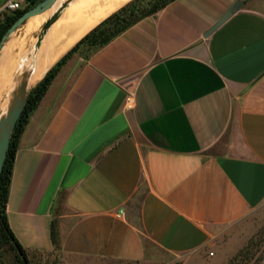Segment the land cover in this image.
<instances>
[{"label": "crops", "instance_id": "crops-1", "mask_svg": "<svg viewBox=\"0 0 264 264\" xmlns=\"http://www.w3.org/2000/svg\"><path fill=\"white\" fill-rule=\"evenodd\" d=\"M242 1L208 36L236 0H173L69 58L15 157L7 214L28 253L55 248L56 222L72 256H189L264 204V0ZM49 32L0 71L39 82L58 60L43 73Z\"/></svg>", "mask_w": 264, "mask_h": 264}, {"label": "rangeland", "instance_id": "rangeland-1", "mask_svg": "<svg viewBox=\"0 0 264 264\" xmlns=\"http://www.w3.org/2000/svg\"><path fill=\"white\" fill-rule=\"evenodd\" d=\"M73 1L78 0H59L56 4L57 6L55 9H51L50 11L45 13V15L40 17V22L33 30H27L26 22L16 33H14L8 39L7 43L12 40L16 42L17 45L18 43H21L23 45L22 50L20 45H16L14 47L15 52H19L21 50V53H32L33 50H36V46L39 43V35L47 20H49L51 16L63 5H65L67 8L69 5L73 4ZM132 1L134 0H128L127 2L130 3L129 7L126 8L125 11L121 12L119 16L113 17L114 19H112L107 25L104 24L102 26L104 32L101 36L102 39L89 40V42L81 46V48L77 52L80 51L79 54L81 56L87 57L88 54L97 49L96 46L98 43L105 39H108L109 37H112L115 33L119 32L121 29L125 28L127 25L133 23L144 15L155 13L162 7V5L167 3L169 0ZM127 2L124 3L121 7L126 6ZM121 7L119 8V10L121 9ZM9 13L10 12L8 11L4 12V14ZM43 40L40 43V46L43 44ZM91 42H94V44H91ZM74 55L75 53L72 54L70 58ZM63 56H61L53 65H55ZM27 68L30 67L26 66L22 69H19L15 74ZM8 79L9 80L5 84L4 90L0 93L2 97H0V107L2 104H6L10 96L11 79ZM39 82H37V84ZM29 83L30 93V91L37 84L33 85L32 82ZM5 107L8 106L5 105ZM28 258L30 260V264H264V204L242 222L226 228L222 234V237L220 239H217V245H215L212 249L201 251L200 253L192 254L189 256L172 255L154 248L151 250L149 257L146 260L142 261H128L121 259L95 257L85 258L72 256L66 253L57 243L52 251H32L29 253ZM0 264H19L16 252L11 248L10 245L5 244V242L2 241L0 242Z\"/></svg>", "mask_w": 264, "mask_h": 264}, {"label": "trees", "instance_id": "trees-1", "mask_svg": "<svg viewBox=\"0 0 264 264\" xmlns=\"http://www.w3.org/2000/svg\"><path fill=\"white\" fill-rule=\"evenodd\" d=\"M42 0H31L30 3L22 9L16 10V11H8L9 14H2L0 16V42L2 40L3 35L6 33V31L14 24V22L23 15L26 11L37 5ZM135 1V0H134ZM132 1V2H134ZM173 0H169L167 3L162 5L161 8H163L165 5H167L169 2ZM131 2V3H132ZM130 3H127L126 6L122 7L119 11L116 13L114 12L113 15H110L108 18L103 20L100 24H98L95 28H93L90 32H88L82 39H80L74 47L71 48L70 51H68L53 67L47 72L45 77L37 84L29 93L26 105L24 107V110L18 120V123L15 127V130L13 132V136L11 139V144L8 149L7 158L3 167V171L0 176V242H5V244H8L11 246V248L16 252L17 258L19 260V264H30V260L28 258L29 253L27 250L21 245V243L16 238L8 219L7 214V204L9 200V192H10V185H11V179H12V173H13V167L15 162V157L17 150L19 148V140L21 137V134L23 133L25 126L29 122V119L32 115V113L37 108L38 104L40 103L41 99L49 89V86L61 70V68L65 65L67 60L70 58V56L74 53H76L81 46L89 42V40L92 39H102L103 28L102 26L104 24H108L113 17H117L121 14V12L125 11L126 8H128ZM160 8V9H161ZM152 14V13H150ZM149 15V14H147ZM146 16V15H144ZM143 16V17H144ZM142 18V17H141ZM139 18V19H141ZM137 19L136 21H138ZM136 21L133 23L127 25L125 28L121 29L119 32L115 33L112 37H109L108 39H105L97 44V49L107 44L112 38H114L116 35L120 34L124 30H126L128 27L133 25ZM94 40V41H95ZM91 44H94V42H91ZM96 45V44H95ZM34 84V85H35ZM1 108V107H0ZM53 243L59 244V233L57 231V225L56 222H53L52 224V232H51Z\"/></svg>", "mask_w": 264, "mask_h": 264}, {"label": "bare ground", "instance_id": "bare-ground-1", "mask_svg": "<svg viewBox=\"0 0 264 264\" xmlns=\"http://www.w3.org/2000/svg\"><path fill=\"white\" fill-rule=\"evenodd\" d=\"M127 1L128 0H78V1H74L73 4L65 8L58 21H56L55 23L56 26L54 27V29L53 28L52 30L50 29L49 37L47 38V42H48L47 45L50 43H54L53 46L54 49L52 53H50V55L47 57V59L45 58L46 61H44L45 64L42 67L43 73L44 70L46 71V68L49 67L50 64H52L56 59H58V57L67 49V47L69 48L70 45L74 44L87 31H89L91 28H93L96 24H98L100 21L105 19L107 16L112 14V12L120 8ZM56 6L57 5H55L52 9H55ZM45 13L30 18L26 24L27 30L28 31L33 30L40 22V17L45 15ZM68 31L69 34L66 35L61 34ZM13 46H14V42L10 40L6 44L4 51L1 52L0 54L1 58H3L4 60L6 59L5 66H7V61L10 59L9 57L12 54V51L15 49ZM30 55L32 54L30 53ZM27 59L31 60V58H27ZM19 69H21V67H19L18 70ZM5 70H6L5 67H3L2 70L0 71V93L4 90L5 84L9 80L8 79L9 75ZM35 78L37 77H33V79ZM30 80H32V78ZM19 83L20 80L16 77L15 74L14 77L11 78V88H10L11 92L5 104L6 106L9 107L12 92L17 88ZM28 88H30L29 85ZM5 105L4 104L1 105L0 114L6 113L8 107H5Z\"/></svg>", "mask_w": 264, "mask_h": 264}, {"label": "water", "instance_id": "water-1", "mask_svg": "<svg viewBox=\"0 0 264 264\" xmlns=\"http://www.w3.org/2000/svg\"><path fill=\"white\" fill-rule=\"evenodd\" d=\"M58 1L59 0H42L37 5L21 15L3 35L0 42V52L7 43L8 39L14 33H16L30 18L49 11L58 3ZM242 2V0H236V2L231 6L230 10L223 16V18L207 32L206 36H208L222 23L229 19L235 12H237L241 8ZM65 8L66 6L63 5L51 16L49 20H47L39 35V43L37 46H40V43L54 23L60 18ZM19 73L16 74V77L20 80V83L12 92L9 107L5 114H0V176L7 158L13 132L27 102L30 89L28 88V78L32 74V68L30 67L23 69L22 71H19Z\"/></svg>", "mask_w": 264, "mask_h": 264}, {"label": "built area", "instance_id": "built-area-1", "mask_svg": "<svg viewBox=\"0 0 264 264\" xmlns=\"http://www.w3.org/2000/svg\"><path fill=\"white\" fill-rule=\"evenodd\" d=\"M22 8H23L22 3L19 2L18 0H8V2L4 7L5 11H16ZM127 100H128L127 106L131 108L132 107L131 97H128Z\"/></svg>", "mask_w": 264, "mask_h": 264}]
</instances>
